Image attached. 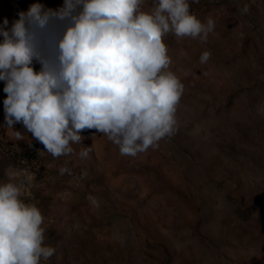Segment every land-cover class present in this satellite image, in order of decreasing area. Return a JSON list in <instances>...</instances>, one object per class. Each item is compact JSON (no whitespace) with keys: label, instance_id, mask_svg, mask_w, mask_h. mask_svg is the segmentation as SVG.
Returning <instances> with one entry per match:
<instances>
[{"label":"rangeland","instance_id":"obj_1","mask_svg":"<svg viewBox=\"0 0 264 264\" xmlns=\"http://www.w3.org/2000/svg\"><path fill=\"white\" fill-rule=\"evenodd\" d=\"M37 3L57 10L64 0H0V26L7 19L11 29ZM189 4L215 28L206 44L164 39L185 89L177 130L155 150L121 156L105 135L84 129L74 154L53 158L22 123L8 128L0 81V183L10 167L32 174L24 199L41 210L45 244L56 249L47 264H264V0ZM68 26L53 21L39 37L53 68ZM30 66L42 69L36 59ZM81 148L90 149L85 159ZM61 167L72 174L61 176Z\"/></svg>","mask_w":264,"mask_h":264},{"label":"clouds","instance_id":"obj_2","mask_svg":"<svg viewBox=\"0 0 264 264\" xmlns=\"http://www.w3.org/2000/svg\"><path fill=\"white\" fill-rule=\"evenodd\" d=\"M198 3L199 0H193ZM64 0L57 9L30 5L11 29L0 26V81H5V121L22 123L53 158L75 153L84 129H95L121 156L136 157L177 130V106L185 86L170 70L172 58L164 42L169 34L206 44L213 18L201 21L189 0ZM79 9V11H77ZM241 14L249 12L245 4ZM53 21L70 22L55 43L56 67L38 46ZM43 43L51 46L50 40ZM211 57L204 51L199 62ZM33 59L42 64L34 71ZM17 139L23 136L15 132ZM89 148H81L85 159ZM61 176L71 175L67 167ZM0 183V264H47L56 249L45 244V218L35 203L25 202L33 184L27 169L6 170ZM87 178V172L80 179ZM99 207L95 196L87 197Z\"/></svg>","mask_w":264,"mask_h":264}]
</instances>
